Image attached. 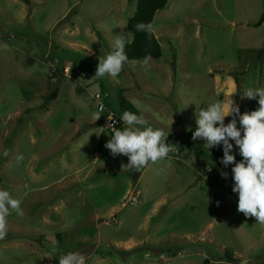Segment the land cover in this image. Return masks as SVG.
<instances>
[{
  "label": "rangeland",
  "instance_id": "1",
  "mask_svg": "<svg viewBox=\"0 0 264 264\" xmlns=\"http://www.w3.org/2000/svg\"><path fill=\"white\" fill-rule=\"evenodd\" d=\"M135 5L0 0V189L24 212L7 218L0 264H59L69 252L86 264H264V224L237 211L234 165L192 139L196 112L227 92L240 114L259 107L242 94L264 88V22L252 25L264 0H168L151 23L161 57L95 78L116 34L131 41ZM98 91L114 111L120 97L130 102L176 150L122 170L128 157L104 146L113 130L89 127L98 113L88 92Z\"/></svg>",
  "mask_w": 264,
  "mask_h": 264
},
{
  "label": "clouds",
  "instance_id": "2",
  "mask_svg": "<svg viewBox=\"0 0 264 264\" xmlns=\"http://www.w3.org/2000/svg\"><path fill=\"white\" fill-rule=\"evenodd\" d=\"M136 29L151 34L153 25L138 23ZM128 43L130 41L125 34H116L112 50L104 57H99L95 78H103L106 75L115 78L122 72L128 62L125 53ZM150 60V56L145 57L142 66H148ZM231 96L232 94L225 96L224 100L219 99L196 112L197 127L192 139H204L207 148L222 145L221 163L225 167L234 165L231 169L234 180L232 191L238 194L237 211L264 224V88H248L243 91L242 98L258 97L259 104L256 110L244 114H240L239 105ZM100 116L97 115L95 120ZM237 116L243 135L241 128L237 126ZM226 117H232L227 124ZM107 118L110 122L107 128H111L113 134L104 146L114 157H128V163L121 166L122 170L127 168L139 172L149 163L155 164L166 159L170 152L176 150L175 145L166 143L168 134L162 129H154L142 115L125 111L120 118L123 123L121 129L115 127L116 121L111 115ZM233 142L238 146L239 154L243 158L240 162L236 161L233 154ZM4 155H8L7 150ZM22 159V156L17 157V160ZM222 176L226 178L227 173H222ZM12 211L19 217L24 215L21 201L13 198L8 190L0 189V240L7 235V218ZM59 264H86V259L79 252H69L59 257Z\"/></svg>",
  "mask_w": 264,
  "mask_h": 264
},
{
  "label": "trees",
  "instance_id": "3",
  "mask_svg": "<svg viewBox=\"0 0 264 264\" xmlns=\"http://www.w3.org/2000/svg\"><path fill=\"white\" fill-rule=\"evenodd\" d=\"M25 3H28V0H22ZM168 0H136L135 10L133 15L127 20L126 29L132 35L130 43L125 47V53L128 57V62L134 60L145 59V57L150 56L151 60H157L161 57V47L157 41L154 33L151 34L143 31H137L136 25L138 23H152L154 15L157 11L162 10L166 7ZM264 22V13L261 15L259 20L253 23V26H260ZM56 92H51L47 99H55ZM125 111H129L139 115L138 111L133 107V105L126 101L123 98H119L118 110L115 112L121 118L122 114ZM232 117H227L225 120L231 121ZM98 126H100L98 124ZM212 154L216 159L217 163L221 166H224L221 163L223 157V150L218 149L217 147L211 148ZM233 154L236 157V161L241 157L239 154V149H233ZM230 164L228 166H231ZM60 235L56 234V238L59 239ZM228 262H235L234 258H227ZM205 264V263H204Z\"/></svg>",
  "mask_w": 264,
  "mask_h": 264
},
{
  "label": "built area",
  "instance_id": "4",
  "mask_svg": "<svg viewBox=\"0 0 264 264\" xmlns=\"http://www.w3.org/2000/svg\"><path fill=\"white\" fill-rule=\"evenodd\" d=\"M88 96L90 97V99L92 100L95 110L98 113V115L100 116V121H99V125L102 129H111V128H107L108 123H110L108 121L107 116L111 115L113 117V119L116 121L115 123V127L116 125L120 122V118L117 115V113L112 110L111 108H109V106L107 105V101L109 98V94L107 92H88ZM128 202L130 204H137L138 203V196H132L131 198L128 199ZM168 260H165V263L167 264Z\"/></svg>",
  "mask_w": 264,
  "mask_h": 264
},
{
  "label": "crops",
  "instance_id": "5",
  "mask_svg": "<svg viewBox=\"0 0 264 264\" xmlns=\"http://www.w3.org/2000/svg\"><path fill=\"white\" fill-rule=\"evenodd\" d=\"M229 87H230V89H234L235 88V83H233L232 81H230L229 82ZM122 92H127V90H123L122 88H119ZM229 89V90H230ZM225 96H229L228 95V92L225 94ZM225 96H224V98H225ZM110 99L107 101V105L109 106V108H110ZM90 127V126H89ZM222 263H225L224 261H221V260H214V261H212V262H208L207 260L205 261V264H222ZM225 264H237V263H225ZM238 264H240L239 263V261H238Z\"/></svg>",
  "mask_w": 264,
  "mask_h": 264
},
{
  "label": "water",
  "instance_id": "6",
  "mask_svg": "<svg viewBox=\"0 0 264 264\" xmlns=\"http://www.w3.org/2000/svg\"><path fill=\"white\" fill-rule=\"evenodd\" d=\"M100 119H97L93 124H90V127H96L99 124Z\"/></svg>",
  "mask_w": 264,
  "mask_h": 264
},
{
  "label": "bare ground",
  "instance_id": "7",
  "mask_svg": "<svg viewBox=\"0 0 264 264\" xmlns=\"http://www.w3.org/2000/svg\"><path fill=\"white\" fill-rule=\"evenodd\" d=\"M228 94H229V92H228Z\"/></svg>",
  "mask_w": 264,
  "mask_h": 264
}]
</instances>
